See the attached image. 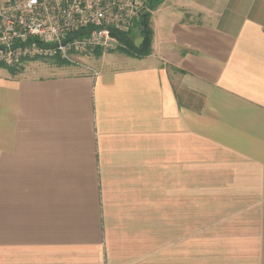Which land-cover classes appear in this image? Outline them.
<instances>
[{
  "label": "crops",
  "instance_id": "crops-1",
  "mask_svg": "<svg viewBox=\"0 0 264 264\" xmlns=\"http://www.w3.org/2000/svg\"><path fill=\"white\" fill-rule=\"evenodd\" d=\"M143 1L145 57L0 68V264H264V0Z\"/></svg>",
  "mask_w": 264,
  "mask_h": 264
},
{
  "label": "built area",
  "instance_id": "built-area-1",
  "mask_svg": "<svg viewBox=\"0 0 264 264\" xmlns=\"http://www.w3.org/2000/svg\"><path fill=\"white\" fill-rule=\"evenodd\" d=\"M137 0H0V63L43 59L78 64L122 47L145 7ZM142 9L144 11H142Z\"/></svg>",
  "mask_w": 264,
  "mask_h": 264
},
{
  "label": "trees",
  "instance_id": "trees-1",
  "mask_svg": "<svg viewBox=\"0 0 264 264\" xmlns=\"http://www.w3.org/2000/svg\"><path fill=\"white\" fill-rule=\"evenodd\" d=\"M150 9H154V6H150ZM135 25L138 28V34L141 37V43L139 46H135L132 40V34H121L119 35V41L122 44V47L116 50L118 53H123L129 55L133 58H142L150 54L151 52V45L153 39V32L150 28V13L143 12L138 20H136ZM101 50H95L94 55L96 57H100ZM29 60H24L20 64L15 66H6L0 63V68L7 70L11 75H15L22 71V66ZM59 65H67L64 64L65 62L62 61H55Z\"/></svg>",
  "mask_w": 264,
  "mask_h": 264
},
{
  "label": "rangeland",
  "instance_id": "rangeland-1",
  "mask_svg": "<svg viewBox=\"0 0 264 264\" xmlns=\"http://www.w3.org/2000/svg\"><path fill=\"white\" fill-rule=\"evenodd\" d=\"M143 0H137L136 1V4H137V8H140L144 5L143 4ZM135 28H137V26L135 25ZM138 33V28L137 29H132V36H136V34ZM104 57H111V58H114V59H117V61L114 63L116 64L117 66L121 67V66H125L127 65V61H130V58L132 59L133 57L129 56V55H126V54H123V53H118L116 51H113V52H103L101 53V56ZM92 56L91 54H87V55H84L83 58L79 59L80 61L78 62L79 64L81 63V61H88L89 59H87L88 57ZM100 56V57H101ZM97 58V57H96ZM95 58V59H96ZM51 60H43V59H33V60H29L27 61L25 64H23V68H22V73H28V71L32 70L33 66H37V65H43V64H50ZM57 62L54 61V65L56 64ZM64 64H67V66L65 67H70L72 68L74 64H71V63H64Z\"/></svg>",
  "mask_w": 264,
  "mask_h": 264
}]
</instances>
